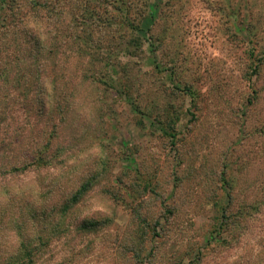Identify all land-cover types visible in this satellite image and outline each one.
I'll return each mask as SVG.
<instances>
[{"label":"rangeland","instance_id":"1","mask_svg":"<svg viewBox=\"0 0 264 264\" xmlns=\"http://www.w3.org/2000/svg\"><path fill=\"white\" fill-rule=\"evenodd\" d=\"M126 1L130 21L139 25L141 15L140 29L150 31L152 44L141 51L114 6L0 0V71L26 70L31 60L21 61L18 49L30 51L35 37L56 51L43 52L38 65L61 104L37 116L43 122L32 130L36 138L51 134L49 164L0 175V261L18 246V224H31L38 242L44 208L69 204L65 224L81 231L71 227L55 239L47 264H264V62L261 75L253 74L264 55V0ZM145 5H157L154 17ZM19 87L10 93L21 102ZM0 97L9 98L3 87ZM19 109L10 127L29 119ZM170 116L177 119L175 144L158 124ZM16 151L12 146L9 159ZM223 162L235 184L230 221L248 212L233 236L214 231V202L229 188ZM84 184L89 192L70 204Z\"/></svg>","mask_w":264,"mask_h":264},{"label":"trees","instance_id":"2","mask_svg":"<svg viewBox=\"0 0 264 264\" xmlns=\"http://www.w3.org/2000/svg\"><path fill=\"white\" fill-rule=\"evenodd\" d=\"M13 0H5L4 3H12ZM100 1V5L103 6H114L115 14L117 15V21L120 23V25L127 27H131L135 34L134 37L130 40L131 45L133 48L137 51H141L146 43L152 44V39L149 37L150 31L147 30H141L140 25L142 21V17L140 15L139 22L140 24L137 26H134L132 20L130 21L129 14L131 13V5L126 0H97V2ZM116 2V3H113ZM117 6V8L115 7ZM149 9L150 10V17H154L158 8L157 5L155 6H149L145 5V7H141V9ZM145 9V10H146ZM2 8H0V11ZM86 14H89L90 11H87V9L84 10ZM91 14V13H90ZM91 16V15H90ZM1 17V16H0ZM89 17V16H88ZM125 22V24H124ZM0 28H3L0 26ZM1 31V29H0ZM140 32L144 34L145 39L141 37V35H137L136 32ZM0 37L4 38V35ZM34 41L32 49L26 50V49H18L19 55H21V61L27 60L29 58L31 60V64L26 70L16 71L14 67L7 70L1 69L0 71V87H3V89L6 90L9 94V98L6 100V102H3V98L0 97V175H6L11 174H25L29 172L31 169H38L43 168L49 164V161L47 160L46 154L47 150L49 149V141L51 139V134L47 135L44 133H41L37 138L33 136V132L36 130H39L41 126V122L37 116H41L44 118V113L47 111H52L57 113V111L60 109L61 104L58 101L59 93L57 94V88L56 87H50L47 79L48 74L46 73V70L44 69L43 65H38L40 62V59L43 57V52L48 54H56V51H51L47 47H45V43H41L40 40H37L35 37H32L31 39ZM89 45V41L85 42ZM128 45V44H127ZM55 46V45H53ZM129 48V46H127ZM45 50V51H44ZM56 50V48H55ZM2 50H0V54H2ZM120 51L117 52V55ZM252 55H254V49L252 48ZM116 58V56L114 57ZM1 60H5L4 56H1ZM263 62H264V55L257 59V63L255 64V67L253 68V74L261 75L263 71ZM158 64V63H157ZM155 65V67L159 68V65ZM21 68V67H20ZM15 72V73H14ZM14 74V76H12ZM253 77H251L252 79ZM250 79V80H251ZM53 80V79H52ZM51 84V81H50ZM19 86L25 88L24 97L21 99V102L16 101L17 97L15 95H12L10 93V89L18 88ZM19 87V88H21ZM19 90V89H18ZM52 90V91H51ZM187 93L191 96L192 100L197 101V98L195 96L194 91H192L191 88L186 89ZM259 89H255V101L258 103L261 96L259 94ZM129 98V97H128ZM130 106H132L133 110L137 113H139L141 116H145L142 112L143 110L140 108L139 105L135 104L134 102L130 101ZM250 104H253L252 101H250ZM14 105L13 112H7L8 108L10 110V106ZM195 106V105H194ZM251 106V105H250ZM16 107L20 108L19 111H22L29 117L26 122L22 121L20 125L15 127H10L11 124H18L19 123V117L11 118V116H14V112L16 110ZM254 107V106H252ZM251 108V107H250ZM24 115V114H23ZM25 116V115H24ZM145 120L143 118L142 121ZM51 123L54 122V119L50 121ZM45 124V123H44ZM159 126H161V130L164 135L169 137L173 144H175L176 139V132H177V119L170 116L168 119H166V122L164 121L158 122ZM51 126H54V124H50ZM9 128V129H8ZM48 128H50L48 126ZM4 130V132L2 131ZM259 132L264 135V122L262 126L259 129ZM45 136V137H44ZM12 146L17 147L16 152H12V159L10 158V150L12 151ZM24 161L27 163L24 164ZM24 164V165H23ZM221 181L224 182L227 191L224 193V195L220 198L219 201L214 202V206L217 208V217H215L216 220V227L214 229L216 234H222L224 232H229V235L234 234L236 231H239L241 228L238 227V223L242 224L243 222L247 223V216L248 212H246V208L244 206L243 210L239 212L238 216L231 222L230 218L232 213V209L234 207V203L232 201V191L235 187V184L232 182L230 178V181H228L227 172H228V165L223 162L221 166ZM89 184H84L80 187L79 191L71 198L72 202L70 204L78 205L81 200L86 196V194L89 192ZM49 194V193H48ZM10 203V202H9ZM251 208H254L255 210L257 205L250 206ZM69 208V204H64L60 211L53 212L49 211L46 207L44 208L45 211L43 213V217L41 218V224L46 229H39L38 231V242L34 241L33 237L30 235L31 224L29 225L27 221H24V226L21 224L17 225V240H18V246L10 251V254L5 257L2 261H0V264H47L45 263L48 258H51L52 256L48 257L47 253L49 252L51 243L55 241V239H58L61 237V234L66 232L69 228H75L77 231H81V227L78 225V223L70 222V225L68 226L65 224L64 217L69 215L70 213L67 211ZM46 213V215H45ZM34 216V217H33ZM31 217V216H29ZM35 218V214L32 213V217ZM51 218V219H49ZM30 221V219H28ZM240 220V221H239ZM32 223L35 224L34 219L32 220ZM50 223V224H48ZM244 223V224H245ZM92 227V226H91ZM93 228V227H92ZM47 230V235L44 232ZM97 230V229H96ZM30 232V233H29ZM93 232V231H90ZM225 234V233H224ZM233 236V235H232ZM231 238V237H229ZM232 239V238H231ZM53 264V263H50Z\"/></svg>","mask_w":264,"mask_h":264}]
</instances>
